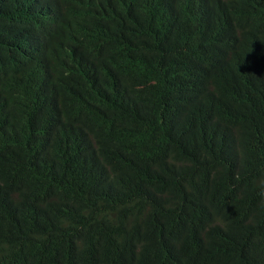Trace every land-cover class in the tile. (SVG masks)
I'll use <instances>...</instances> for the list:
<instances>
[{"label": "trees", "instance_id": "trees-1", "mask_svg": "<svg viewBox=\"0 0 264 264\" xmlns=\"http://www.w3.org/2000/svg\"><path fill=\"white\" fill-rule=\"evenodd\" d=\"M189 1L0 4V264H264V0Z\"/></svg>", "mask_w": 264, "mask_h": 264}, {"label": "clouds", "instance_id": "clouds-1", "mask_svg": "<svg viewBox=\"0 0 264 264\" xmlns=\"http://www.w3.org/2000/svg\"><path fill=\"white\" fill-rule=\"evenodd\" d=\"M183 5L176 12L174 19L188 23L192 18L195 4L189 0H183ZM0 4L13 5L19 13L28 21L29 30L34 29L36 34H43L48 25L64 26L68 19L76 13H82L91 18L103 11L107 0H0ZM144 11L147 7L154 5L153 0H142ZM157 17H161L158 15ZM2 23L9 29L7 19L1 17ZM145 19L146 13H145ZM154 40L152 39L151 42ZM4 93L0 91V124L4 109ZM61 142L63 151H70L74 144V136H71L68 127H63ZM249 227H251L249 225Z\"/></svg>", "mask_w": 264, "mask_h": 264}, {"label": "bare ground", "instance_id": "bare-ground-1", "mask_svg": "<svg viewBox=\"0 0 264 264\" xmlns=\"http://www.w3.org/2000/svg\"><path fill=\"white\" fill-rule=\"evenodd\" d=\"M105 45V44H104ZM88 55V54H87ZM82 75V74H81ZM93 78V77H92ZM86 82V81H85ZM83 84V83H82ZM93 85V84H92ZM81 89V88H80Z\"/></svg>", "mask_w": 264, "mask_h": 264}]
</instances>
